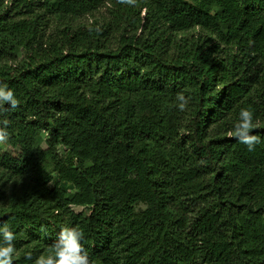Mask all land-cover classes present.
I'll use <instances>...</instances> for the list:
<instances>
[{
    "label": "trees",
    "instance_id": "obj_1",
    "mask_svg": "<svg viewBox=\"0 0 264 264\" xmlns=\"http://www.w3.org/2000/svg\"><path fill=\"white\" fill-rule=\"evenodd\" d=\"M0 83L13 264L64 226L92 264H264V142L227 135L250 106L264 141V0H0Z\"/></svg>",
    "mask_w": 264,
    "mask_h": 264
},
{
    "label": "clouds",
    "instance_id": "obj_2",
    "mask_svg": "<svg viewBox=\"0 0 264 264\" xmlns=\"http://www.w3.org/2000/svg\"><path fill=\"white\" fill-rule=\"evenodd\" d=\"M119 3L135 5L136 0H118ZM176 107L179 111L186 110L190 103V97H186L183 92L176 95ZM20 101L16 98L14 91L7 84L0 83V114L7 112L9 105L12 110L18 108ZM7 119H0V143H4L9 138ZM258 125L254 123V110L249 107L241 108L238 120L234 123L233 130L227 133L228 137L237 139L245 145L249 151H254L262 139L259 135L253 134ZM84 232L78 226L61 228L58 239L51 245L50 254L39 255L33 264H92L89 254L83 247L81 241ZM16 235L8 224L0 226V264H13V257L16 253ZM26 259L32 260V254L27 253Z\"/></svg>",
    "mask_w": 264,
    "mask_h": 264
},
{
    "label": "rangeland",
    "instance_id": "obj_3",
    "mask_svg": "<svg viewBox=\"0 0 264 264\" xmlns=\"http://www.w3.org/2000/svg\"><path fill=\"white\" fill-rule=\"evenodd\" d=\"M1 145L3 146L4 149H7L8 148V145L6 143H1ZM65 149L63 147L60 148V152L61 153H64ZM74 208L76 210H83L84 207L80 206V205H74Z\"/></svg>",
    "mask_w": 264,
    "mask_h": 264
}]
</instances>
